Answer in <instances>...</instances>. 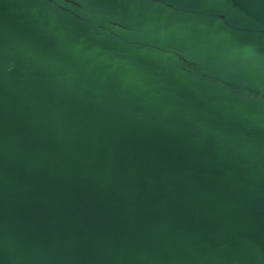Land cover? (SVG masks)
<instances>
[{"label":"water","instance_id":"1","mask_svg":"<svg viewBox=\"0 0 264 264\" xmlns=\"http://www.w3.org/2000/svg\"><path fill=\"white\" fill-rule=\"evenodd\" d=\"M0 264H264V0H0Z\"/></svg>","mask_w":264,"mask_h":264}]
</instances>
